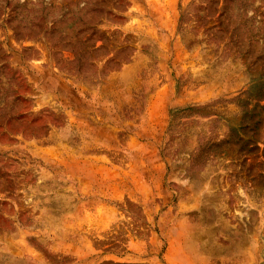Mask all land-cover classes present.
I'll list each match as a JSON object with an SVG mask.
<instances>
[{"label": "rangeland", "instance_id": "374dc122", "mask_svg": "<svg viewBox=\"0 0 264 264\" xmlns=\"http://www.w3.org/2000/svg\"><path fill=\"white\" fill-rule=\"evenodd\" d=\"M0 264H264V0H0Z\"/></svg>", "mask_w": 264, "mask_h": 264}]
</instances>
